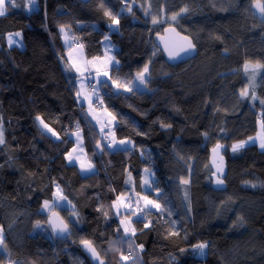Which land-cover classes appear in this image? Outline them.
<instances>
[{
  "label": "trees",
  "instance_id": "obj_1",
  "mask_svg": "<svg viewBox=\"0 0 264 264\" xmlns=\"http://www.w3.org/2000/svg\"><path fill=\"white\" fill-rule=\"evenodd\" d=\"M35 2L37 9L28 11L32 0H15L0 16V227L6 244L0 264H92L81 239L91 240L107 264H264V150L254 143L232 151L234 143L256 135L259 124L264 130V16L255 0ZM105 10L119 21L113 31ZM61 26L90 62L104 56L110 34L119 65L106 64L111 79L101 81L107 83L90 86L94 80L86 77V86L100 88L99 105L115 117L117 140L132 141V148L109 146L110 136L79 102ZM167 26L194 40V59L166 62L154 36ZM16 32L23 47L8 44ZM245 62L261 67L246 72ZM145 64L150 78L140 90L128 81ZM78 130L94 166L87 175L67 161ZM217 144L227 145L221 191L212 187L209 164ZM145 169L155 172L151 191L141 187ZM128 174L163 209L133 219L134 236L124 233L123 215L113 207L128 189ZM57 185L66 200L56 198ZM46 200L50 208L42 207ZM52 211L71 227L67 238H56L47 225ZM205 242L201 255L194 246ZM129 252L131 259L122 262Z\"/></svg>",
  "mask_w": 264,
  "mask_h": 264
},
{
  "label": "snow or ice",
  "instance_id": "obj_2",
  "mask_svg": "<svg viewBox=\"0 0 264 264\" xmlns=\"http://www.w3.org/2000/svg\"><path fill=\"white\" fill-rule=\"evenodd\" d=\"M32 3L34 4L35 0H32ZM9 4H11L13 7L16 6L15 5V0H0V16H4L6 14ZM101 6L103 7V4ZM254 7L259 9V11L262 14V16H264V0H255ZM185 11H187V9H181V12H185ZM104 14L111 18L112 24H118L119 23L118 19L116 18V16H114L112 14L111 11L105 10ZM177 15L178 14H174L172 16V20H176ZM156 22H157L156 19L153 18V23H156ZM61 32L65 34V39L67 40L68 39V34H67L66 29H65V26H61ZM104 39H105V42L110 45L109 37L105 36ZM185 39H187V38H185ZM7 41H8V44H9L10 47L13 46V45H16V46H19V47H23L22 34L20 32H16L14 35L13 34H9L8 37H7ZM79 47L82 49L83 45H79ZM194 49H195V45L191 41H188L187 45L185 47L181 48L180 51L181 52H190V51H193ZM109 50H110V47H109V49H106V52L109 51ZM178 54L179 53L174 52V51H169L168 52L169 57L172 58V59H175ZM107 63L108 64H114L116 66L119 65V61L115 60V57H112V56H108L107 57ZM68 67L69 68H74L77 72H82L81 67L75 62H73ZM259 67H261L259 64L251 65L249 62H245V65H244V69H245L246 72L249 71V69H251L253 73H255L256 69H258ZM148 73H149V67H148L147 64H145L144 68L141 71L137 72L135 77H133V80L132 81H128V83H133L135 81H138L139 84L146 86L147 85V80H148V78H150ZM97 75H99V71L98 70H97ZM103 76L108 77V79H111V77L108 76L107 72H104ZM253 79H254V76H253ZM101 83H107V81H101ZM112 83L115 84L117 88H125V90L129 91V92H131L133 90L132 88L127 87V84H121V83H118L115 80H113ZM80 95H81V93L77 92V97L78 98H79ZM241 96L242 97L248 96L247 88H245L244 90L241 91ZM97 99H99V98L97 97ZM253 99H255L254 95H253ZM100 102L102 103V101H100ZM90 103H91V101H90ZM261 103L264 104V101H261ZM114 119H115V117H113V120ZM37 120L40 122V124L43 126L44 129H47L49 132L52 131L50 128H48V125L45 124L44 121L40 117H37ZM164 126L168 127L167 125H164ZM77 129H79V125L78 124H77ZM53 135H55V133H53ZM76 135L78 137V143H79L80 142L79 131H77ZM3 143H4L3 130H2V128H0V144H3ZM113 143H116V141L113 140ZM128 143H131V142L130 141H123V140L119 141V144H122V145L123 144H128ZM245 143H246L245 141H239L237 143H234L232 145V151L236 152V151L240 150L241 148L244 147ZM221 147H222L221 145L217 144L216 148L213 149V151L216 152ZM260 147L262 149H264V137H261V139H260ZM73 151H75V149ZM81 151H82V148H81ZM67 158H68L69 161H72L74 159L71 152L68 153ZM75 159H79V157H75ZM215 166H216V169H217V173H219L220 175H223L224 169H223V158L222 157L220 158V162L216 163ZM80 167H81L82 171H90L93 168V166L90 163L85 164L83 161H81ZM145 171L148 172L147 169ZM217 173H213V175H217ZM144 183L148 184V181L145 180ZM182 183L187 185L189 183V181L187 179H185V180L182 181ZM216 183H217V185H223L224 181H223V179L220 178V176H217ZM254 186L255 185H253V187ZM55 196H56V198L58 200H66L67 199L65 196H63L59 185H57V191L55 193ZM185 198H187V194L185 195ZM143 199H144V202H145V209L150 210V208H155L158 211H163V209L161 208V205L158 204L156 201L149 200L147 197H144ZM121 206H123L126 210L130 208V205L125 204L123 195L118 196L117 197V201L113 203V207L117 208V214H119L118 210H119V207H121ZM42 207L43 208H50L49 201H47V200L44 201V204H43ZM141 212L143 213V210H141ZM74 215H75V213H74ZM105 215H107V213H105ZM133 215H135V213H133ZM169 215H171L170 212H169ZM142 218H143V215L138 217V220H140ZM240 219H242V218H240ZM49 223L51 224V226L53 228V231H58L60 234L64 235L65 237H67L68 235L71 234L70 231H69V226H68L67 223H64L63 221L53 222L51 220V218L49 219ZM121 225H123V231H124L125 234L131 233V235H133V236L135 235V229L131 227V221L130 220L127 221V222L125 220H121ZM149 226H150L149 224H145L144 225L145 228H148ZM36 227H40V222L39 221L36 222ZM170 234L171 235H178V233H170ZM80 244L84 247L85 251L90 253L91 256L96 261H98V264H104V261L99 258V253L97 252L96 247L93 245V242L91 240L81 239L80 240ZM137 247L141 251H143V245H138ZM194 247L196 249H199L200 252H201V255H203L204 249H206L208 247V244L206 242L205 243H199V244L195 245ZM0 249H6L5 236H4V231H3L2 227H0ZM130 259H131L130 256H122L121 257L122 262L123 261H128Z\"/></svg>",
  "mask_w": 264,
  "mask_h": 264
},
{
  "label": "rangeland",
  "instance_id": "obj_3",
  "mask_svg": "<svg viewBox=\"0 0 264 264\" xmlns=\"http://www.w3.org/2000/svg\"><path fill=\"white\" fill-rule=\"evenodd\" d=\"M27 9H28V11H32L34 9H37V2H35L34 4L29 3ZM256 11L259 15H262L260 13L259 9L256 8ZM116 27H117V24H112L111 30L112 31L115 30ZM107 36L109 37L110 45L108 43H106L105 39H104V56L102 58L101 57L97 58V59H95V61L91 62V65L97 69H101V67L105 68L106 64H108L107 63V57L108 56L115 57V50L117 47L112 43V41L110 39V34H107ZM109 47H110V50L106 52V49H109ZM115 60H116V58H115ZM135 82H136L135 83L136 87H138V89H140V90H146L147 89V85L146 86L141 85V84H139L138 81H135ZM95 86H96V83H95ZM95 89H97V88L95 87ZM93 106H94V108L96 107V109H99V110L101 109L99 102H95L93 104ZM40 126L42 127V129L45 132L51 134L53 137H55V138L58 137L57 133L49 125H48V128H50L52 130L51 132H49L47 129H44L41 124H40ZM53 133H55V135H53ZM80 133H81V131H80ZM109 134H110L109 136H110V139L112 140V142H113V140L116 141V143H113L114 144L113 149L125 147L126 144H123L124 146L122 144H119V140H117V138L115 136L114 127L111 126V128L109 130ZM261 137H264V130L262 129V125L259 124V129H258L257 134L250 137L251 139L249 138L248 140H246L245 145H250V144L255 143V144H258V146L261 150H264L260 147ZM76 138H77V135L75 136L76 143L70 151L72 153L74 159L72 161H69V160L68 161L70 163H76L77 165L78 164L80 165L81 161H83L85 164L90 163L93 166V163L90 160H88L84 141H80L78 143V139L76 140ZM83 140H84V137H83ZM128 141H130V140H128ZM130 142H132V141H130ZM81 148H82V151H81ZM74 149H75V151H73ZM67 156H68V154H67ZM75 157H79V159H75ZM93 168H94V166H93ZM145 170L143 172V177L141 180V187H142V190H144V191H151L153 189V183L155 181V172L152 169H147L148 172H146ZM82 173L87 175V174H90V171H82ZM145 180L148 181V184L144 183ZM126 187L128 188L127 191L125 193L120 194L119 196L123 195L125 204L130 205V208L126 210L123 206H121V207H119L118 211H120V214L123 215L121 220H125L126 222L130 220L131 221V227H132V220L138 219V217H140L141 215H143V217H144L146 211H148V209H145V202H144L143 198L147 197L149 200H153V199L149 198L146 194H143L138 189L136 181L134 180L133 176L130 174H128L126 177ZM141 210H143V213L141 212ZM150 210H156V209L150 208ZM133 213H135V215H133ZM4 236H5V232H4Z\"/></svg>",
  "mask_w": 264,
  "mask_h": 264
},
{
  "label": "water",
  "instance_id": "obj_4",
  "mask_svg": "<svg viewBox=\"0 0 264 264\" xmlns=\"http://www.w3.org/2000/svg\"><path fill=\"white\" fill-rule=\"evenodd\" d=\"M144 17L146 18L147 16L144 15ZM185 38H187V39H185ZM188 41H191L195 45V49L193 51H190V52H181L180 49L185 47L187 45ZM154 42H155L156 46L163 53L166 62L170 65H178V64H181L184 62H188V61L194 59L198 55V52H199L198 47L194 43V40L190 36L180 32L174 26H167L163 29V31L161 33L156 34L154 36ZM169 51H174V52H177L179 54L177 55V57L175 59H172L168 55ZM219 145H221L222 147L220 149H218L216 152L213 151V149H215L216 146L213 147L209 152V164H210V167L212 169V174H211L212 187L216 191H221L226 187V178L228 176V168L226 165V158H225V154H224L226 149H227V145H225V144H219ZM221 157L223 158V169H224L223 175H220L219 173H217V169L215 166L216 163L220 162ZM213 173H217V175H213ZM217 176H220V178L223 179V181H224L223 185H217V183H216ZM50 218L53 222H59V221H63L64 223H67V222L63 219V217L61 216V214L58 211H52L49 213V215L47 217V225L49 226L52 234L56 238L65 239L71 235L70 234L67 237H65L64 235L60 234L58 231H53V228H52L51 224L49 223ZM68 226H69V224H68ZM69 231H70V233H72V229L70 226H69ZM81 249L87 255V257L89 258V260L91 261L92 264H98V261H96L91 256L90 253L85 251V249L82 245H81ZM96 250H97V248H96ZM97 252L99 253L98 250H97ZM99 258L104 261V264H107V262L102 258L100 253H99Z\"/></svg>",
  "mask_w": 264,
  "mask_h": 264
},
{
  "label": "crops",
  "instance_id": "obj_5",
  "mask_svg": "<svg viewBox=\"0 0 264 264\" xmlns=\"http://www.w3.org/2000/svg\"><path fill=\"white\" fill-rule=\"evenodd\" d=\"M64 43L69 48L68 55H67L69 66L73 62H75L82 69V72H77L74 68H71L72 71L78 75V78L76 80V84H77L78 92L81 93V95L79 96V102L86 106V112H87L89 118L91 119L93 125L100 129V132L102 134H104L105 138H109V137H106V135H110L109 131L107 132V128H104V125L106 126V124H107L108 128L110 130L111 126L112 127L115 126L116 120L115 119L113 120L114 116L110 113L109 110L104 109V108L100 109V110L96 109V107L94 108L93 104L95 102L100 101L102 94H101L99 87L97 89H95V91H92V92L88 90V88L86 86V77L93 79L94 82L98 86L99 81H101L102 79L109 80L108 77L103 76V73L107 72L108 76L110 77V71L108 69H105L104 67H101V69H97V68L93 67L91 65V62L87 60L84 49L83 48L81 49L79 46H77L74 43V41H72L70 39L69 36H68V39L66 40L65 35H64ZM97 70L99 71V75H97ZM97 97L99 99H97ZM90 101H91V103H90ZM76 133H77V131H75L72 134V138L74 139V143H76V141H75ZM79 134H80V141H84L83 140V137H84L83 133L82 132L80 133V131H79ZM77 139H78V137L76 138V140ZM133 146H134V144H133V142H131V143L126 144L125 148H132ZM67 161H68V158H67ZM68 163H70V162L68 161ZM70 164H76V163H70ZM78 167L81 170V167L79 164H78ZM92 172H93V168L90 170V173H92Z\"/></svg>",
  "mask_w": 264,
  "mask_h": 264
},
{
  "label": "built area",
  "instance_id": "obj_6",
  "mask_svg": "<svg viewBox=\"0 0 264 264\" xmlns=\"http://www.w3.org/2000/svg\"><path fill=\"white\" fill-rule=\"evenodd\" d=\"M89 84H90V86H93V83L92 82H89ZM108 145L111 146L112 143L111 142H108ZM132 255H133V253H131V252L128 253V256H132Z\"/></svg>",
  "mask_w": 264,
  "mask_h": 264
},
{
  "label": "bare ground",
  "instance_id": "obj_7",
  "mask_svg": "<svg viewBox=\"0 0 264 264\" xmlns=\"http://www.w3.org/2000/svg\"><path fill=\"white\" fill-rule=\"evenodd\" d=\"M92 83H93V85L95 86V82H93L92 81ZM95 90V88L92 90V91H94ZM106 142L108 143V142H111V141H109V140H106ZM112 143V142H111ZM112 145H113V143H112ZM48 216V215H47ZM45 224V223H44ZM45 226V225H44ZM39 232H40V230H38ZM47 236V235H46ZM128 255V254H127Z\"/></svg>",
  "mask_w": 264,
  "mask_h": 264
}]
</instances>
